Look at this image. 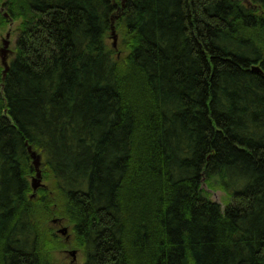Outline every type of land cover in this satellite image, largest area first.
Listing matches in <instances>:
<instances>
[{"label": "trees", "instance_id": "16d2710c", "mask_svg": "<svg viewBox=\"0 0 264 264\" xmlns=\"http://www.w3.org/2000/svg\"><path fill=\"white\" fill-rule=\"evenodd\" d=\"M0 6V264H264V0Z\"/></svg>", "mask_w": 264, "mask_h": 264}, {"label": "rangeland", "instance_id": "374dc122", "mask_svg": "<svg viewBox=\"0 0 264 264\" xmlns=\"http://www.w3.org/2000/svg\"><path fill=\"white\" fill-rule=\"evenodd\" d=\"M3 1L4 0H0V5ZM0 9H1L0 11H2L3 8H1V6H0ZM3 15H5V14H3ZM17 24H18V22L12 21V22H9L3 29H0V49L2 48V40L5 38L6 34H9V47L7 48V50H8L7 61L11 58V56L13 54V49H14L15 41H16ZM116 43H117V38H116ZM0 65H1V57H0ZM1 67H2V65H1ZM40 163H41V161H40ZM34 177H35V175H34ZM32 179H30V183L32 182ZM41 184H42V186L40 188H43V187L47 186V184H48L47 181L42 179V176H41ZM35 191H33V192H35ZM207 191H208V197L210 198V200L218 203L221 208H223L225 206V203L229 200L228 195H226V193L218 187H216L213 190H207ZM33 196H34V194H33ZM49 225L53 228V230H55L57 232L59 237H61V239H63L64 244L70 243V241L72 239V235H73L72 230H71L72 227L70 224H68L67 222H62V223L60 222V223H57L56 225H54L51 222V223H49ZM61 228L67 229V233L65 236H62L57 231ZM71 251H76L74 260H73L72 256L70 255ZM50 257H51L54 264H83V255L81 254V252L78 249L73 248L69 244L67 245L66 248L53 250L50 253Z\"/></svg>", "mask_w": 264, "mask_h": 264}, {"label": "water", "instance_id": "95a60500", "mask_svg": "<svg viewBox=\"0 0 264 264\" xmlns=\"http://www.w3.org/2000/svg\"><path fill=\"white\" fill-rule=\"evenodd\" d=\"M5 17L6 14L4 15ZM111 38L113 40V46L116 47V35L114 31L111 32ZM9 47V34L5 35V38L2 40V48L0 49V57H1V65L3 67V77L5 76L7 70H8V62H7V48ZM27 151L30 155V158L32 160V164L34 166L35 170V177H33L31 182L32 190L35 191L36 189L40 188L42 186L41 184V170H40V156L37 155L35 152L32 151L31 147L27 148ZM55 222V221H54ZM58 232L65 236L67 233L66 228H61L58 230ZM76 251H71L70 255L72 256L73 260L75 258Z\"/></svg>", "mask_w": 264, "mask_h": 264}, {"label": "flooded vegetation", "instance_id": "af4514ba", "mask_svg": "<svg viewBox=\"0 0 264 264\" xmlns=\"http://www.w3.org/2000/svg\"><path fill=\"white\" fill-rule=\"evenodd\" d=\"M58 231V230H57Z\"/></svg>", "mask_w": 264, "mask_h": 264}]
</instances>
